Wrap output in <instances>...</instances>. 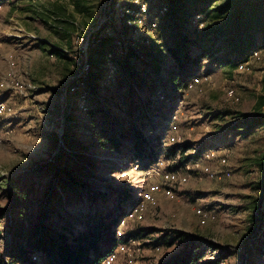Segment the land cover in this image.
I'll use <instances>...</instances> for the list:
<instances>
[{
    "label": "rangeland",
    "instance_id": "obj_1",
    "mask_svg": "<svg viewBox=\"0 0 264 264\" xmlns=\"http://www.w3.org/2000/svg\"><path fill=\"white\" fill-rule=\"evenodd\" d=\"M10 1L15 5L0 4V83L10 73L24 90L15 93L9 83L0 88L4 100L0 104L5 106L0 114V255L25 241L42 224V214L50 217L44 225L58 231L68 225L76 231L84 228L83 222L88 224L93 213L105 211L102 201L93 199L94 194L113 189L128 191L137 200L148 194L153 202L134 216L130 207L124 208L130 212L119 219L115 237L117 230L122 236L132 230L144 231L146 236L127 242L120 250L115 247L113 251L119 252L115 251L110 264H163L185 249L186 241L176 240L174 232L206 242L194 252L195 264H264V126L251 136L237 134L244 130L228 133L239 125L236 122L242 115H264V48L249 52L245 62L235 68L236 54L229 43L232 35L220 36V30H232V10L222 8L227 0H183L184 16L178 14L171 22L172 14L153 13L151 24L144 26L139 18V28L134 31L124 28L133 25L129 18L134 14L126 10H138L137 17H144L149 7L158 11L163 1L135 4L124 0L125 25L117 0ZM195 14L204 15L205 32L213 31L203 40H198L201 32L189 24ZM263 16L260 11L253 20L264 23ZM194 19L193 24L200 21L199 16ZM248 23L249 18L242 24L244 31ZM102 27V33L112 34L108 36L113 38L110 51L119 55L120 62L124 49L149 40L143 47L163 60L160 75L164 80L168 78L166 68L175 67L167 45L184 39L194 42L188 47L195 62L186 78L198 74L186 88L179 79L171 83L181 86L167 96L168 101L161 102L155 91L150 92L158 88L159 81L149 84L141 74L147 83L132 97L129 88L118 85V78L123 77L121 66L114 83L105 84L113 70L102 65V57H94L92 76L80 85L99 95V100L91 101L90 111L100 112L89 119L82 113L85 101L76 100L68 85L74 75L81 77L88 70V45ZM145 27L155 30L147 35ZM53 47L63 50L64 57L50 55ZM111 57L109 52L106 59ZM101 81L105 86H99ZM230 90L237 103L228 98ZM136 96L147 101L143 110L132 103ZM9 97L11 101H5ZM152 108L153 117H147L145 113ZM107 119L110 132L104 138L101 132ZM124 122L127 127L144 128L146 137L153 135L149 130L164 134L160 146L150 147L153 155L148 165L133 162V153L124 142L111 146ZM179 144L188 148L185 158L201 149L206 152L197 161L213 176L202 169L180 168L176 173L185 175L187 182L172 185L173 197L166 198L163 183L170 173L167 170L176 163L166 167L170 161H165V152ZM64 184L78 193H65L61 190ZM55 193L61 204L52 215L46 205L49 195ZM17 223L22 236L12 238Z\"/></svg>",
    "mask_w": 264,
    "mask_h": 264
},
{
    "label": "trees",
    "instance_id": "obj_2",
    "mask_svg": "<svg viewBox=\"0 0 264 264\" xmlns=\"http://www.w3.org/2000/svg\"><path fill=\"white\" fill-rule=\"evenodd\" d=\"M6 1L7 0H0V4ZM162 1L164 4L158 11H155L156 13L149 7V12L146 13L144 17H137L138 10L136 12L126 10L129 11V14L135 15L129 18L133 25H131V27H127L124 22L126 19V13L124 12L125 1L117 0L116 3H118L120 8L123 10V13L119 14V17H121L122 23L124 22V28L132 31L138 29L137 20L139 18H142L140 20H142L144 26H146V23L151 24L152 21H150V17L153 13L159 15V12L162 13V11L164 15H173V21L171 22H174L175 19L178 18V14L183 16L185 15L182 11L185 10L183 0H159V2ZM159 7L160 6L158 5L157 8ZM222 8H224V11L232 10V30H229L230 27H227L226 29L224 28L223 30H220V36L225 37L232 35V39L229 43L234 47L233 52L236 54L234 62L232 63L236 68L239 64L245 62L246 55L249 52L252 53L253 51L262 50L264 48V23L262 21L255 23V20H253L255 14L260 11L263 12L264 15V0H227ZM195 16L200 17V21L198 22L203 26V28L198 29V22L193 24L192 20ZM248 18L249 23L246 31H244L242 29V24L244 20ZM204 23L205 19L203 14H195L189 21L190 27L193 30L201 32L198 40H203L210 35L209 33H213V31H208V33L204 31ZM157 27L158 25L156 24V28ZM103 29L104 27L100 29V32L97 33L95 39H90L88 45V57L86 61L88 63V70L85 71V74L81 77L74 75L68 85L70 90L74 89V93L72 95H75L76 100L83 99L85 101L82 113L89 119L100 112L98 109L93 112L90 111L91 101L99 100V95L95 93L90 94L83 90L81 86L84 84V80L91 75V61L94 57H102V65L113 70V77L111 76L108 78L109 80L105 84H110L111 82L114 83L117 70L121 66L123 77L121 79L118 78V85L121 88H129L132 97L138 93L139 89L144 90L143 88L145 87L147 81L149 84H154V82L157 83L156 81H159L158 88L156 90H150V92L155 91L156 99L161 102H163V100L168 101L169 97L167 96H169L173 90L177 92V89L181 86L180 84L172 86L171 83H175L176 80L179 79L181 82H184V87L186 88L188 82L198 74L194 73L186 78L191 72L190 67L195 62V59L191 57L190 47H188L194 44V42L192 43L189 40L184 39L181 41H175L172 45H167L166 52L173 60L175 67L166 68V76L168 78L164 80L160 75L164 64L163 60L157 56L147 53L148 49L143 47L145 43H149V40H141V42L144 43L142 46L136 43V45H133L126 50L124 49L122 52L123 55L121 56L124 59L123 63L118 60V54L114 53V51H110V46L113 44V38L108 36H111L112 34L107 35L104 34V32L102 33ZM145 30L148 35L149 32H152L155 29H146L145 27ZM121 44L123 45V43ZM253 48L255 49L252 50ZM109 52L112 54V57L108 60L106 57ZM49 54L55 55L59 58L64 57L63 50L56 47H53ZM105 72H108V70L105 69ZM141 74H145L147 81L142 79L140 76ZM103 82H98L100 87L105 86L103 85ZM100 84H102V86ZM135 98V101H132V103L141 105L140 108L143 110L147 101L140 99L138 96ZM0 101L4 100L0 99ZM149 106L151 107V105ZM130 111L131 116L134 117L135 114H133V108H131ZM135 111H137V109H135ZM153 111L154 109L152 108L148 110V113H145V115L150 117L151 114H154L152 113ZM152 117L153 115L150 118ZM109 122L110 119L109 121L107 119L103 125L101 133L104 138L107 137L110 132ZM125 122L118 128L116 138L114 142L112 141L111 146H117L120 142H124L122 144L128 145L126 148H129V150L133 153V162H139L140 167L142 165H148L150 163L151 156L153 155L150 147L160 146L164 134L159 133V129H155V131L149 130L147 133L153 135L146 137L145 134L142 133L144 128L136 129L133 126L127 127V123ZM236 123H239V125L233 129H229V134H234V132L244 130L242 131L244 133L241 132L237 134H246L247 136H251L255 129L264 126V115H257L256 117H245V115H242ZM164 126L166 125L164 124ZM161 129H164V127H161ZM89 133L90 132L87 131V134ZM109 138L112 140L111 137ZM187 149V146L182 144L171 146L166 149L165 154H167L168 159L165 161L170 162L165 166L170 167L176 163L173 168L167 171L177 172L188 163L197 160L201 154L202 157L206 153L201 149L197 155L185 158L184 154ZM170 155L176 156L173 158ZM61 190H64L65 193H78L77 189H72V187L70 188V185L68 184H64ZM93 199L101 200L105 205V211L93 213L88 224L83 222V224L86 225L84 228L76 231L68 225L58 231L54 227H47L44 225V222L50 217L47 214H42V224L38 225V227L35 228L25 241H23L15 249L10 248L8 250H4L2 255H0V264H13L14 262L23 264H102V262L110 257V255L114 252L113 250L115 247L118 248V246H123L129 241H136L137 239L144 238L142 236H146V234L144 235L143 233L144 231L132 230L130 233L127 232L123 236L121 235L122 237H115V228L119 219L123 217L128 210L130 212V208L132 210L138 202L137 198L130 196V192L112 189L105 193H95ZM60 204V197L56 195V193L54 195L50 194L47 199L46 211L52 213V215L57 214L54 208ZM125 207L130 208L125 211ZM16 225L17 226H15L12 232V238L22 236L21 224L17 223ZM173 234L176 240L186 241V246L183 252L179 253L171 260L165 261L163 264H195L198 258L195 256L194 252L205 246L206 242L197 238H189L186 233L182 232H174ZM160 240L165 239L162 237ZM165 244L170 246L172 243L166 242ZM7 259L9 261H7Z\"/></svg>",
    "mask_w": 264,
    "mask_h": 264
},
{
    "label": "bare ground",
    "instance_id": "obj_3",
    "mask_svg": "<svg viewBox=\"0 0 264 264\" xmlns=\"http://www.w3.org/2000/svg\"><path fill=\"white\" fill-rule=\"evenodd\" d=\"M135 4H137L138 2H142L143 0H132ZM1 8V5H0ZM11 55H6L5 59L7 61L11 60ZM241 67H239L240 69ZM4 83H9L10 85H12V88L14 90L15 93H21L23 92L24 88L21 82H19L17 79L14 78V76L10 73H8L6 75V79L5 81H3L2 83H0V88H2L4 86ZM227 96L228 98H230L233 102L237 103L238 102V98H236L233 94V92L230 90L227 92ZM5 110V106L3 104H0V114H2ZM201 161H197L195 160L192 163H189L187 165H185L183 168L185 170H197V169H202L204 170L203 166L200 164ZM181 168V169H183ZM190 168V169H189ZM178 172V171H177ZM204 172L206 173V175L208 177H212L213 175L210 174L209 171L204 170ZM187 182V178L185 175H179L176 172H170L166 177H165V182L163 183V195L166 198H172L173 197V193L171 190V186L174 185L175 183H180V184H185ZM153 202V198L148 195V194H143L139 197L138 202L136 204V206L132 209V216L141 213L144 211L145 206L149 203ZM123 226V222L120 223L119 227ZM122 229V228H121ZM117 238L121 237L122 233L120 231L117 230L116 232ZM125 245L123 246H118V250L122 249ZM116 251V250H115ZM113 252L110 257H108L104 264H110V262L116 257V252L118 253L119 251Z\"/></svg>",
    "mask_w": 264,
    "mask_h": 264
},
{
    "label": "crops",
    "instance_id": "obj_4",
    "mask_svg": "<svg viewBox=\"0 0 264 264\" xmlns=\"http://www.w3.org/2000/svg\"><path fill=\"white\" fill-rule=\"evenodd\" d=\"M12 2H14V1H10V0H7V1H6V3H7L8 5H9V4H10V5L14 4V3H12ZM15 2H17V1H15ZM31 2L33 3V2H35V1L31 0ZM10 5H9V6H10ZM14 5H15V4H14ZM27 11H28V10H27ZM5 101H11V97H9V98H8L7 100H5Z\"/></svg>",
    "mask_w": 264,
    "mask_h": 264
},
{
    "label": "built area",
    "instance_id": "obj_5",
    "mask_svg": "<svg viewBox=\"0 0 264 264\" xmlns=\"http://www.w3.org/2000/svg\"><path fill=\"white\" fill-rule=\"evenodd\" d=\"M106 19H107V10H106ZM106 19H105V20H106ZM191 84H193V82H190V83H189V87H190ZM153 178H154V177H153ZM153 184H154V182H153ZM156 189H158V187H156Z\"/></svg>",
    "mask_w": 264,
    "mask_h": 264
}]
</instances>
